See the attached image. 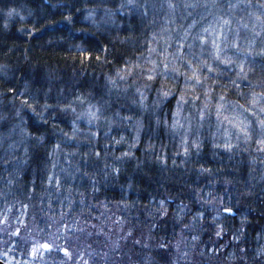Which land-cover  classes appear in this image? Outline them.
<instances>
[{
	"label": "trees",
	"instance_id": "trees-1",
	"mask_svg": "<svg viewBox=\"0 0 264 264\" xmlns=\"http://www.w3.org/2000/svg\"><path fill=\"white\" fill-rule=\"evenodd\" d=\"M193 22L196 27L189 28ZM207 27L211 30L203 33ZM220 29L227 37L224 54L243 58V51L238 54L231 47L238 40L240 49L251 53L248 65L255 71L241 82L233 68L220 65L219 77L205 70L210 78L205 87L196 89L200 100L196 107L184 105L178 118L183 128L171 127L175 98L159 110L152 107L162 78L147 90L139 69L120 79L128 63L151 67L145 63L148 48L161 52L168 40L172 45L168 51L174 52L185 30L193 36L201 33L209 41L215 38L225 48ZM261 50L264 0H216V6L212 0H0V217L18 224L23 239L30 231L37 234L52 224L59 227L63 217L76 222L66 234L82 236L89 250L94 241L106 245L108 237L120 238L122 248L114 251L116 258L98 259V264H264V152L255 142L244 144L242 138L240 147L231 152L214 147L226 135L237 143L236 130L227 121L220 126L216 120L220 95L225 97L224 115L229 118L239 114L240 120L254 123L251 113L255 112L264 119L260 111L264 89L249 88V82L260 83ZM211 51L209 44L203 56L209 64ZM151 59L162 57L152 53ZM9 85L15 93L8 91ZM137 87L147 97V109L139 106ZM178 87H183V78ZM208 87L214 88L212 117L200 128L197 109L203 107ZM22 99L36 111L23 105ZM69 104L75 112L63 111ZM236 104L248 111L234 108ZM45 105L52 107L45 110ZM89 110L99 116L91 125L85 115ZM37 112L48 122L41 121ZM157 117L167 119L168 126H157ZM137 120L144 125L139 141L135 140ZM73 122L79 129L75 134ZM97 132L98 137L92 135ZM41 135L45 142L37 145L35 137ZM184 137L201 141L199 152L193 148L185 157ZM57 143L59 150L53 147ZM133 143L134 155L121 158ZM149 144L154 152L146 151ZM162 153L166 165L157 160ZM225 206L233 212H224ZM197 213H203V219H194ZM78 224L83 227L77 229ZM84 256L88 257L86 252Z\"/></svg>",
	"mask_w": 264,
	"mask_h": 264
},
{
	"label": "snow or ice",
	"instance_id": "snow-or-ice-1",
	"mask_svg": "<svg viewBox=\"0 0 264 264\" xmlns=\"http://www.w3.org/2000/svg\"><path fill=\"white\" fill-rule=\"evenodd\" d=\"M131 2V0H130ZM213 6H216V0H212ZM195 4H187L186 7H196ZM123 7V5H122ZM145 10H147V4L143 6ZM170 8H175L176 5L169 4ZM204 7H208V4H205ZM12 13L10 12L9 15ZM146 14V11H145ZM70 19V18H69ZM229 22L224 21V24L227 25ZM196 27V22H193L189 28L194 29ZM210 27L204 28L203 33H208L210 31ZM213 36H216V32H213ZM219 37L222 42L225 43V48H222L219 43H217V40L213 38L211 41L208 40V38L201 34L197 33L196 35H192V33L188 30H185L183 33V36L180 37V41L178 43V47L175 49L174 52H169L168 49L172 47L171 43L168 42V40H165V47L163 51L157 52L155 48H148L147 51L149 52V57L145 60V63H148L151 65V67L144 68V66L137 62V63H128L125 65V68L122 69L125 73V75H120V79L124 80L127 76H133L136 73V70L139 69V75L143 77L145 83L143 85L144 89H150L151 88V82H155L158 77L162 78L161 85L158 89H156V99L152 101V107L159 110L162 105H165L169 102V98H175L176 100V112L173 114V120L171 123L172 128H183L184 125L180 123V120L178 119L181 116V113L183 111L184 105L190 104L192 107H196V102L200 100V95L196 94V89L200 87H205L204 81H207L210 78V75H204V72L208 74H215L216 77H219L221 75V72L218 70L220 65L225 66L226 68H233V70L236 72L237 79H239L241 82L248 81V73L254 72L255 69L248 65V55H250V52H247L246 50H241L239 46L238 40H234L231 42V47L236 50V52L239 54L242 51L245 53L243 58L233 59L231 56H227L224 53L226 52L227 48V37L223 34V29L219 30ZM190 39L191 42H188ZM153 40H155V37H153ZM211 45L212 51L209 53L212 59V64H209L207 59H204V52L205 48L208 45ZM187 49V51H185ZM197 49H199V54L197 53ZM81 51H84V49H81ZM103 51H107V49H103ZM156 53L157 57H162V59L154 60L151 59V54ZM258 55L264 56V50H261ZM169 57H171V60H169ZM89 59H91V56H89ZM98 60L99 57H96ZM174 61L180 62V65L177 66V63H174ZM215 65V66H214ZM246 65L247 71H246ZM234 66V67H233ZM185 67L187 68V71H181V68ZM162 69V70H161ZM261 72V79L259 85H253L251 82H249V88L254 89L255 87L259 86L262 89H264V65L261 66L260 69ZM119 75V73H118ZM203 76V79H202ZM180 78H183V87H178V81ZM172 80L173 83L169 84L168 81ZM108 83L115 86L116 82L108 79ZM231 83L237 88H240V85L237 84L236 80H231ZM51 90V89H49ZM8 91L15 93L16 89L13 88L11 85L8 87ZM214 91V88L208 87L203 92L204 96V102L203 107L197 109V117L198 120L201 122L199 124L200 128H203V122L207 119L210 120L212 117V110L210 108L211 103V97L210 92ZM136 92L139 96V106L142 109H147L148 105L145 104V101L147 97L145 96L144 91H141L140 87L136 88ZM261 96L264 97V91L261 92ZM103 99V95L100 97ZM81 102L83 101V98H79ZM225 97L223 95L219 96V102L215 105V115L216 120L218 122V125L222 126L224 121H227L229 125L232 126L236 130L235 134V140L237 143H232V136L226 135L224 137L223 143H215L214 147L216 148H223L226 151L231 152L234 148L240 147L239 141L241 138L243 139L244 144H250L251 142H255L259 145L258 150L261 152H264V119L257 117L255 112H252L251 115L253 117H256V120L254 123L252 122H245V120L239 119V114L233 118H229L227 115H224V112L226 111L225 106ZM106 103L108 101H105ZM21 103L25 106L31 107L33 112H35V107L31 104H29V101L27 99H22ZM133 103H137V101H133ZM251 103H256V93L253 91L251 93ZM45 110L47 108L52 107L51 105H45ZM92 108H95V105L91 106ZM234 108H239L242 110V112H247L248 109L244 107V105L236 104L234 105ZM75 112V108H72L71 105H67L63 111H69ZM99 109H96V112H98ZM261 113H264V108L260 109ZM96 112H93L89 110L85 115L88 118V123L91 125L93 121L99 120V116L96 115ZM242 114V113H241ZM36 115L39 117L41 121L44 123H47V119L41 114L36 113ZM223 116V120H221V117ZM125 120H132V116H125L123 117ZM187 119V118H186ZM157 126H168V120L162 119L161 117H157L155 121ZM136 128V137L135 140L139 141L140 134L143 131L144 125L143 122L140 120L136 121L135 124ZM191 130V124L189 123V131ZM79 129L76 127L75 122H73V133H78ZM93 136L98 137L99 133H92ZM75 139V135L72 137ZM123 140V137L121 140H115L116 144H120ZM35 142L37 145H43L45 142L44 136H37L35 137ZM201 141L198 140H192L189 141L187 137L182 138L181 147L183 148V155L185 157L190 155L191 149H196L197 152H199L201 148ZM54 149L59 150L60 144L57 143L54 146ZM136 147V143H133L129 146V151L122 153V157H128L131 158L134 154L132 153V148ZM244 151H247V148L243 149ZM146 151L148 152H154V146L149 144L146 148ZM179 154V153H177ZM96 156H100L99 152L95 153ZM157 160L163 164H167V156L166 153H162V155L157 157ZM107 167V165H106ZM204 172H211V169H202ZM113 172L116 174H119L120 169L119 168H113ZM49 184L52 183V178L48 177ZM57 187H59V181H56ZM93 191H97V189L93 188ZM163 206L165 201L160 202ZM224 212L232 213L233 208L229 206H225L223 208ZM167 215V213H164ZM199 218L203 219V213H197V217H194V219ZM222 234V231L218 230L216 232L217 236H220ZM131 235V233H129ZM235 239V237H234ZM135 243H140L139 240L135 241ZM40 247L44 249H50L51 245L48 243H44L40 245ZM160 247L162 249L166 248V245L161 244ZM65 255L69 256L71 253L68 251L67 248L63 249ZM36 249H33V254H35ZM264 254V253H262Z\"/></svg>",
	"mask_w": 264,
	"mask_h": 264
},
{
	"label": "rangeland",
	"instance_id": "rangeland-1",
	"mask_svg": "<svg viewBox=\"0 0 264 264\" xmlns=\"http://www.w3.org/2000/svg\"><path fill=\"white\" fill-rule=\"evenodd\" d=\"M4 217H0V257H2L0 259L7 264H91L92 262L98 264V259H103L104 262L108 257L116 258L117 253L114 251L122 248L118 245L120 238L108 237L106 245L100 241H94L93 245L90 244L93 250H89L82 236L66 234V231L70 230V224H76L75 221L70 222L67 217L60 219L63 222L59 227L52 224L37 234L30 231V234L23 239L21 227L16 223L13 224L11 219H3ZM82 227V224H78L77 229ZM148 229L150 228L147 227L145 230L148 231ZM68 232L70 233L71 230ZM40 235L41 237H37ZM100 239L103 240L101 237ZM44 243L51 245V248L40 247ZM65 248L71 253L70 257L65 255L63 251ZM33 249H36L35 254ZM85 252L88 257L84 256Z\"/></svg>",
	"mask_w": 264,
	"mask_h": 264
},
{
	"label": "water",
	"instance_id": "water-1",
	"mask_svg": "<svg viewBox=\"0 0 264 264\" xmlns=\"http://www.w3.org/2000/svg\"><path fill=\"white\" fill-rule=\"evenodd\" d=\"M0 264H7V263H5L4 261H2V260L0 259Z\"/></svg>",
	"mask_w": 264,
	"mask_h": 264
}]
</instances>
